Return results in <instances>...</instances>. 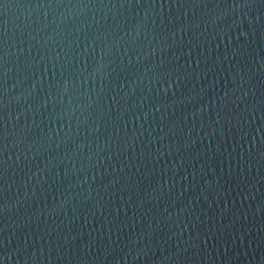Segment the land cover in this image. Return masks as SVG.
Here are the masks:
<instances>
[{
    "label": "water",
    "instance_id": "obj_1",
    "mask_svg": "<svg viewBox=\"0 0 264 264\" xmlns=\"http://www.w3.org/2000/svg\"><path fill=\"white\" fill-rule=\"evenodd\" d=\"M0 264H264V0H0Z\"/></svg>",
    "mask_w": 264,
    "mask_h": 264
}]
</instances>
